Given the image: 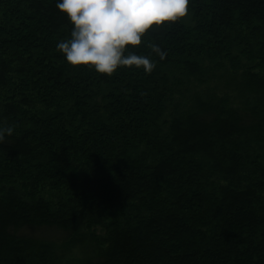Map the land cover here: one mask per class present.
Instances as JSON below:
<instances>
[{"label":"trees","instance_id":"16d2710c","mask_svg":"<svg viewBox=\"0 0 264 264\" xmlns=\"http://www.w3.org/2000/svg\"><path fill=\"white\" fill-rule=\"evenodd\" d=\"M72 27L0 0V264H264V0H190L150 73L71 66Z\"/></svg>","mask_w":264,"mask_h":264},{"label":"clouds","instance_id":"9594fccd","mask_svg":"<svg viewBox=\"0 0 264 264\" xmlns=\"http://www.w3.org/2000/svg\"><path fill=\"white\" fill-rule=\"evenodd\" d=\"M190 0H56V7L72 23L70 38L57 43V51L71 66H87L111 76L121 67L150 73L151 57L135 49L154 26L180 21L189 15ZM151 51L161 60L167 52L157 44ZM14 128L0 124V143Z\"/></svg>","mask_w":264,"mask_h":264},{"label":"rangeland","instance_id":"374dc122","mask_svg":"<svg viewBox=\"0 0 264 264\" xmlns=\"http://www.w3.org/2000/svg\"><path fill=\"white\" fill-rule=\"evenodd\" d=\"M23 232L31 235H36V236H44V238L46 239H54V240H58L59 238L63 237L62 233L58 230L55 229H46V228H41V229H37V230H31V229H24ZM59 242V241H57ZM74 254L76 256H83L84 255V250H76V252H74Z\"/></svg>","mask_w":264,"mask_h":264}]
</instances>
